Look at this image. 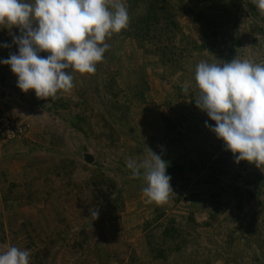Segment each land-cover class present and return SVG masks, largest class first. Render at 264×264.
<instances>
[{"label": "rangeland", "instance_id": "obj_1", "mask_svg": "<svg viewBox=\"0 0 264 264\" xmlns=\"http://www.w3.org/2000/svg\"><path fill=\"white\" fill-rule=\"evenodd\" d=\"M169 5L180 30L161 39L174 63L131 36H112L95 74L72 73V92L47 100L22 92L0 63V252L28 250L30 264H264V165L236 161L205 126L214 122L194 91L201 60L264 64V15L252 0ZM13 34L0 29V60L18 54ZM145 147L186 171L189 159L204 168L186 181L169 175L174 195L149 203L145 181L126 167L147 156ZM101 179L118 190L109 194ZM93 208L101 210L96 220ZM169 227L172 238L162 235Z\"/></svg>", "mask_w": 264, "mask_h": 264}, {"label": "clouds", "instance_id": "obj_2", "mask_svg": "<svg viewBox=\"0 0 264 264\" xmlns=\"http://www.w3.org/2000/svg\"><path fill=\"white\" fill-rule=\"evenodd\" d=\"M252 2L264 15V0ZM130 23L124 0H0V29L20 33L12 37L18 54L10 53L0 63L10 66L22 92L56 99L74 89L72 73L95 74L111 47L106 39ZM194 91L196 107L214 122V127L205 126L236 161L264 165V64L237 57L220 63L201 60L195 67ZM145 149V158L130 157L126 167L145 181L142 193L149 203L165 205L174 195L168 164ZM90 215L98 219L99 211L90 209ZM0 264H30V252L8 247L0 252Z\"/></svg>", "mask_w": 264, "mask_h": 264}, {"label": "trees", "instance_id": "obj_3", "mask_svg": "<svg viewBox=\"0 0 264 264\" xmlns=\"http://www.w3.org/2000/svg\"><path fill=\"white\" fill-rule=\"evenodd\" d=\"M133 9L137 11L135 14L131 15V23L127 30H122L119 34H113L112 36L114 38H120V37H128L131 36L134 41H136L137 46L141 49L146 50V52L150 53H161L163 54V63H174V60L171 58H168L167 55H165V51H169L170 54V45H164L161 39V33L168 31L175 34H178V31L180 30L176 22L174 21V14L171 12V6L169 5V0H132ZM168 3V4H167ZM167 41H172L169 35L165 36ZM201 48H205V45L202 44ZM233 50V48L231 49ZM167 53V52H166ZM113 80L110 85V90L113 84ZM108 90V89H107ZM105 91V93H111V91ZM115 97V95H113ZM140 99H142L143 92L136 95ZM117 98V95H116ZM115 104V103H114ZM196 105V104H195ZM58 106L60 108L65 109L67 105L65 103H60ZM168 163L167 167V174L168 175H175L176 177H179L182 181L189 180V174L196 171V173H199L204 168L203 162L193 161V159H189L188 162V168L186 171V168L181 164L180 162L176 160H168L166 159ZM129 173H131V170H129ZM138 179V178H137ZM97 184H101L103 186H107V189L109 190V194H112V191H117V185L116 182L113 180H107V179H101ZM108 194V195H109ZM119 194L121 195V191L119 190ZM130 195V194H129ZM111 196V195H110ZM109 196V197H110ZM251 197V196H250ZM96 200L97 197L95 198ZM120 199L117 197L114 198V202H119ZM243 200L241 199L237 204V210L239 211L242 209ZM94 209V208H93ZM90 213V211H89ZM87 213V215L89 214ZM101 210L99 211V217L101 216ZM163 213H160L159 210H157V217H162ZM88 217H92L89 216ZM98 217V218H99ZM96 220V219H94ZM171 224H174L173 220L170 221ZM176 232L173 227H169L164 229L162 232V235L164 237L172 238L174 236L173 232ZM161 253V252H160Z\"/></svg>", "mask_w": 264, "mask_h": 264}, {"label": "water", "instance_id": "obj_4", "mask_svg": "<svg viewBox=\"0 0 264 264\" xmlns=\"http://www.w3.org/2000/svg\"><path fill=\"white\" fill-rule=\"evenodd\" d=\"M84 157V159L87 161V162H92V157L90 156V155H84L83 156Z\"/></svg>", "mask_w": 264, "mask_h": 264}]
</instances>
